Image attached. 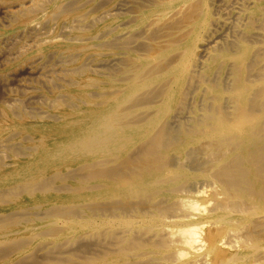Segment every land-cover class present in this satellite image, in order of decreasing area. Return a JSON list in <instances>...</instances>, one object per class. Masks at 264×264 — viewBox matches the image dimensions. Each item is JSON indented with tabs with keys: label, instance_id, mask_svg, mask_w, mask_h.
Segmentation results:
<instances>
[{
	"label": "bare ground",
	"instance_id": "1",
	"mask_svg": "<svg viewBox=\"0 0 264 264\" xmlns=\"http://www.w3.org/2000/svg\"><path fill=\"white\" fill-rule=\"evenodd\" d=\"M224 2L0 0V88L45 87L0 103V264H264V0Z\"/></svg>",
	"mask_w": 264,
	"mask_h": 264
},
{
	"label": "rangeland",
	"instance_id": "2",
	"mask_svg": "<svg viewBox=\"0 0 264 264\" xmlns=\"http://www.w3.org/2000/svg\"><path fill=\"white\" fill-rule=\"evenodd\" d=\"M226 2H224L223 4H231L228 6V8H226L225 10H229V8H233L235 6V3L238 0H225ZM233 5V6H232ZM5 23V24H4ZM8 25L7 22V18L0 13V29L3 27H6ZM19 40H23L22 38H20ZM13 44L11 45L10 43ZM15 42V43H14ZM17 43V41L14 40H3L0 42V49L3 50V54L0 57V72H3L4 70H6V68L11 65L14 64L15 62V55H11V53H9L10 50H12L11 48ZM11 46V47H10ZM5 50V51H4ZM9 50V51H8ZM8 52V54H6L5 52ZM11 52V51H10ZM6 54V55H5ZM37 73L35 74H21L18 75V77L15 78H10L8 80L11 81L12 83L8 84V86L6 85L5 88L1 89L0 88V103H2L4 100V102L9 101L10 97H21L23 96V94L28 91V90H33L34 88H39L42 89L44 87V83H43V75H40L38 73V76H36ZM34 75V76H33ZM17 78V79H16ZM46 78V77H45ZM28 79V80H27ZM29 81V82H28ZM7 82V83H8ZM6 83V84H7ZM39 83V84H38ZM13 84V85H11ZM11 85V86H9ZM17 85H19L18 87H21L20 89H18ZM22 85V86H21ZM33 85V86H32ZM13 86V87H12ZM25 86V87H24ZM28 86V87H27ZM24 87V88H23ZM26 88V89H25ZM31 88V89H30ZM33 88V89H32ZM14 91V92H12ZM23 92V93H22ZM7 97V98H6ZM4 99V100H3ZM34 104V105H33ZM38 103L35 102V100H30V102L28 101L26 105V107H35ZM30 105V106H29ZM30 109V108H29Z\"/></svg>",
	"mask_w": 264,
	"mask_h": 264
}]
</instances>
